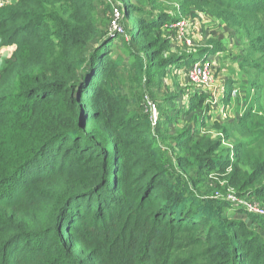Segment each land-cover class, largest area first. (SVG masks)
Segmentation results:
<instances>
[{"label": "trees", "instance_id": "16d2710c", "mask_svg": "<svg viewBox=\"0 0 264 264\" xmlns=\"http://www.w3.org/2000/svg\"><path fill=\"white\" fill-rule=\"evenodd\" d=\"M118 1L123 34L98 25L94 0L0 9V47L10 51L0 70V264H264V218L225 200L233 193L264 206V114H256L264 0L181 2L187 13L193 7L240 28L244 55H227L245 79L227 78L217 100L214 91L187 89L182 110L173 104L182 92L168 93L155 127L122 92L125 69L138 90L168 68L188 74L190 63L227 52L201 46L165 57L162 33L180 19L146 16L142 0ZM238 85L247 89L231 107L237 114L214 118L202 133L198 123L217 102L227 109ZM180 114L192 124L175 130ZM171 126L176 134L165 136ZM163 147L176 151L174 162Z\"/></svg>", "mask_w": 264, "mask_h": 264}, {"label": "rangeland", "instance_id": "374dc122", "mask_svg": "<svg viewBox=\"0 0 264 264\" xmlns=\"http://www.w3.org/2000/svg\"><path fill=\"white\" fill-rule=\"evenodd\" d=\"M6 1L12 2L10 5L15 4L17 2V0H0V7L2 6V2H6ZM94 2H95L96 6L98 5V9H99L97 11V14H96L98 25L99 26L102 25V28H104L108 33L123 34L124 28H123L122 20L119 22L120 26H121L120 33L113 32L112 25H111L112 16L108 17V16H106V14L104 12V10L107 9L105 6L108 5V6H110L112 11L114 9H117L122 15L121 3H119L118 0H94ZM142 2L144 3V8H145L143 10V12L145 14H147L146 16H157V15H159V13H161L163 11L162 12L163 14H167L168 16L174 17L176 19H180V21H182L184 23V27H183L181 34L179 33V31L177 29H175L173 27H171L169 29L170 31H167V33H162L163 35L164 34L167 35L166 39H169L168 40V52L165 54V57H169L170 55L179 54L182 52L183 53L184 52L195 53L196 52L195 49L198 47H201V46H208L209 50H212L214 48L213 46L219 45V46L223 47L224 51L227 52L226 54L229 53L230 56H232L233 58L236 56L242 55L243 50H244V52L246 50V48H244L245 44L240 45L239 39L236 37V34L238 32H240V28H238V27L229 28V27L223 25L220 22V20L218 18H216L215 16H212V15L207 14V13L196 12L193 7H191L189 9L190 13H187L186 9L181 4V2H184V0H171V1H168V0H142ZM151 2H157V6L159 4H160V6L154 8L150 4ZM191 14H198V17L193 18V16ZM122 18H123V15H122ZM109 30H110V32H109ZM238 35H239V33H238ZM113 36H115V35H113ZM114 44L117 45V41H115ZM6 49H8V48H6ZM2 53H5V54L3 57H0V61H2L4 63L5 59H7V57L9 55L8 56L6 55L7 52L5 50ZM211 53L213 54L215 52H211ZM226 54L224 56H227L226 58L229 59L228 55H226ZM116 55H117V53H112V54H110V57L115 58ZM221 55H222V53H215L209 57H203V59H200L197 61V62L201 63L202 65L207 66L210 73L213 71L215 76L218 75V77L213 76V78H212V84H213L214 89L218 86H221L223 84V79L225 81L226 75H228L227 72H226V75H224V74L221 75V73L219 72L220 70H221V72L223 70L221 68L220 63H218L219 59H221L220 58ZM225 60H223L222 63H230V62H226ZM229 60L231 61V59H229ZM2 62L0 63V69L3 66ZM193 63H190V65ZM1 64H2V66H1ZM215 68H216V70H215ZM189 69H190V67H189ZM224 69L227 70V68H225V64H224ZM187 70H186V68H182L179 70H175V69L171 70V68H168L167 71H169V76L165 77V76L153 75L152 81H150L148 83V86L145 85V87H142L141 89L136 90L133 87V79H132V75H131V70L125 69V71L122 73V76H123V80H124L125 84L126 83H128V84L124 85L121 90L123 93L127 94L129 98H131L132 102H135L136 105L140 104L141 107L144 105L146 108V102L148 100L153 101L156 104V110H157L158 116L160 115L159 110H158V106H166L167 103L170 104L169 102H171L169 100H166L167 94L170 92H176L177 93L180 90L182 93L181 94L177 93L178 95L175 98V100L173 101V104H175L176 109L178 107V110H182L183 106L187 105L186 104V102H187L186 93H188V91H186V93L183 91H185L187 89H190V91H191L195 88L201 89L204 87H205L204 89L206 90L208 88L207 86L202 87L203 84H201V83L192 84L188 79V75L186 74ZM239 74H242L241 76L245 79V73L240 71ZM222 76H224V77H222ZM248 76H249V72H248ZM174 82H176L179 85V87L177 85H174ZM122 85H123V83L121 84V86ZM219 88L220 87H218V90H216V92H215V93L219 94V95H216L217 97L215 98V100L218 99V96H221V94L219 93ZM238 93H239V91L236 92V94H238ZM221 98L223 99V97H221ZM231 98L232 99H231V102H229L230 104H229L228 109H226V108L224 109V105L220 104V102H217L218 106H217L216 110L214 109L211 111V114L213 113L214 115H210L211 117L208 116V118H207L208 120H206V123L204 125H201L200 122L198 123V125H197L198 128L205 130L202 133L208 132L207 131V130H209L208 127L210 125H212V123L214 122L213 121L214 118L218 119V120L220 119L219 120L220 122H223L225 120L231 121L234 118L233 114H231L232 112L230 111V107L236 101L237 96L232 95ZM164 103H166V104L164 105ZM254 107L256 108V103H255ZM260 107H261V112L256 113V114H258L257 117H259V118H261V114H264V95H263V99L260 103ZM144 113H147L146 109L144 110ZM217 113H220V117L217 115ZM228 114H231V115H229L226 118V116ZM183 118H184V115H182V114L178 115L175 118V122H173L174 126H175V130H178L179 126L185 124L186 121H187V123L192 124L189 117L184 118L185 121L179 120V119H183ZM171 128H172V130H166L165 131V136H171V135L176 134V131H174V127L171 126L170 129ZM213 135H215V134H213ZM222 140H224V139H222ZM231 146H232V143L229 142L227 144L225 143L224 147H223L224 149L227 150V152L229 153V156L233 155V153L230 151L232 149ZM163 148L165 150L166 149L168 150V154H169L168 158H169V160L174 162L176 159V151L175 150H169L168 147H163ZM215 177H216L215 175H211L208 180L209 181L216 180ZM243 200H245L246 202H254L255 203V201L247 199V198H244ZM256 203H258V202H256ZM248 204H250V203H248ZM260 206H262L264 208L263 205L260 204ZM228 215L229 216H237L233 210L229 211ZM260 235L262 236L263 241H264V231H261Z\"/></svg>", "mask_w": 264, "mask_h": 264}, {"label": "built area", "instance_id": "2783aa9c", "mask_svg": "<svg viewBox=\"0 0 264 264\" xmlns=\"http://www.w3.org/2000/svg\"><path fill=\"white\" fill-rule=\"evenodd\" d=\"M6 3H8V1L2 2V6ZM121 20H122L121 13L117 9H114L113 14H112V21H111L113 32L120 33L121 26H120L119 22ZM172 27L177 29L179 31V33L181 34L183 27H184V23L182 21L178 20L172 25ZM187 75H188L189 81L192 84L201 83V84H203L202 87L212 86V78H213L212 72L210 73L207 66L202 65L199 62H196L195 64L193 63L190 66V69H189V72ZM235 94H236V92H234L232 95L235 96ZM146 111L149 113L151 126L155 127L157 122H158V118H159L157 110H156V104L153 101L148 100L146 102ZM225 200L227 202H229L235 208H243L245 210V212H247L249 214H255L257 216L264 218V208L256 202L255 203L254 202H246L242 198H237L233 193H229L225 197ZM248 203H250V204H248Z\"/></svg>", "mask_w": 264, "mask_h": 264}, {"label": "crops", "instance_id": "0c3cea01", "mask_svg": "<svg viewBox=\"0 0 264 264\" xmlns=\"http://www.w3.org/2000/svg\"><path fill=\"white\" fill-rule=\"evenodd\" d=\"M6 51L7 52V56L9 55V50L8 49H6V47H0V57H3L4 56V54L5 53H2L3 51ZM227 55V54H226ZM8 58V57H7ZM226 59V60H225ZM223 60H225L226 62H230V63H224L225 64V68H227V70L226 69H224V65L222 64V62H223ZM2 61H0V63H1ZM5 62V61H4ZM218 63H220V65H221V68L223 69L222 70V72H221V70L219 71L220 73H221V75H226V72H227V74L228 75H226V79H225V81L227 80V78H229L230 76L231 77H233L234 78V80L235 81H239V82H241L242 81V79L239 77L240 76V74H239V72H240V69H239V67H238V64H237V62H231L229 59H227L226 58V56H224V55H221V59H219V61H218ZM2 64L4 65V63L2 62ZM2 64H1V66H2ZM3 67V66H2ZM1 67V68H2ZM218 67V66H217ZM220 69V68H219ZM1 70V69H0ZM215 70H216V68H215ZM234 72V73H233ZM212 76H214V77H218V75L217 76H215V74H214V72L212 71ZM219 74V73H218ZM220 75V74H219ZM222 77H224V76H222ZM225 81H224V79H223V84L225 83ZM222 84V85H223ZM221 85V86H222ZM221 86H218V87H220L221 88ZM218 87H216L215 89L213 88V84H212V86H208V88L206 89L207 91H214V93L216 92V90H218ZM219 88V89H220ZM246 87L245 86H243V87H239V85L238 86H236L235 87V89H234V91H236V90H239V93L238 94H236V96H237V98H236V101L232 104V108L233 107H236L237 105H238V103H240V100L241 99H244L243 97L246 95ZM232 99V98H231ZM230 102H231V100H230ZM242 103V102H241ZM229 104L230 103H228L226 106H229ZM236 105V106H235ZM230 107V111L232 112L231 114H233V116L235 115V114H237L236 112H235V109L233 110L232 108ZM228 109V108H227ZM230 114V115H231ZM218 116L220 117V113L218 114Z\"/></svg>", "mask_w": 264, "mask_h": 264}, {"label": "clouds", "instance_id": "9594fccd", "mask_svg": "<svg viewBox=\"0 0 264 264\" xmlns=\"http://www.w3.org/2000/svg\"><path fill=\"white\" fill-rule=\"evenodd\" d=\"M11 3H12V2L8 1V3L4 4V5L1 6L0 8L5 7V6H7V5H10ZM234 92H236V91H233L232 94H233ZM235 95H236V94H235Z\"/></svg>", "mask_w": 264, "mask_h": 264}]
</instances>
